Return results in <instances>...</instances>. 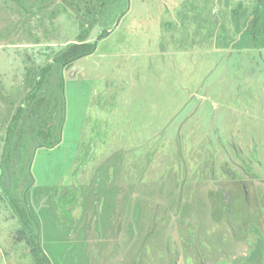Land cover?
I'll return each mask as SVG.
<instances>
[{
	"label": "rangeland",
	"instance_id": "1",
	"mask_svg": "<svg viewBox=\"0 0 264 264\" xmlns=\"http://www.w3.org/2000/svg\"><path fill=\"white\" fill-rule=\"evenodd\" d=\"M238 1L227 6L224 0H107L89 38L96 51L71 68L53 64V82L60 87L63 79L65 87V119L60 144L32 155L35 184L25 200L37 222L36 246L17 240L19 217L0 190V264H38L32 252L37 242L52 264H75L70 251L79 236L48 188L76 187L86 195L83 185L90 186L104 160L114 163L123 156L122 170L108 179L118 175L114 183L120 187L136 184L150 149L166 151L160 154L166 155L161 158L166 167L170 136L179 132L219 131L225 140L242 120L264 144V46L247 45L249 26L241 19L237 27L239 18L232 16ZM242 1L249 16L255 0ZM80 21L64 0H0V156L7 117L29 91L28 68L38 73L74 42ZM104 29L110 33L103 36ZM156 167L150 175L160 170Z\"/></svg>",
	"mask_w": 264,
	"mask_h": 264
},
{
	"label": "flooded vegetation",
	"instance_id": "2",
	"mask_svg": "<svg viewBox=\"0 0 264 264\" xmlns=\"http://www.w3.org/2000/svg\"><path fill=\"white\" fill-rule=\"evenodd\" d=\"M244 126L228 140L219 131L170 136L168 165L166 151L150 149L134 185L108 182L122 156L95 167L85 196L59 187L64 221L79 236L75 264H264V144ZM151 166L160 170L150 175Z\"/></svg>",
	"mask_w": 264,
	"mask_h": 264
},
{
	"label": "trees",
	"instance_id": "3",
	"mask_svg": "<svg viewBox=\"0 0 264 264\" xmlns=\"http://www.w3.org/2000/svg\"><path fill=\"white\" fill-rule=\"evenodd\" d=\"M224 1L227 6L231 4L229 0ZM64 2L77 16L81 17L82 29L75 41L60 50L52 61L41 66L38 73H35L37 70L28 68L26 82L29 91L23 97L16 112L10 118L7 117V136L3 155L0 156L2 198H6L19 217L21 228L18 230L17 240H26L32 246H36L34 245L36 235L33 233L32 226L35 227L34 223L37 224V222L31 217L25 200L27 192L35 184L31 171L32 155L39 148H51L60 144L62 124L65 119L66 105L63 96L65 87L63 79L59 82L60 87H57L53 82V64L57 62L64 69L71 68L73 62L81 56L96 51V43L90 41L89 38L95 22H98L97 14H102L107 7V0H64ZM255 3L252 14L247 16V7L242 0H239L236 8L233 9L232 16L239 18L237 27L241 25V19L246 26H249L244 31H249L251 38L248 44L243 39L244 43L247 45L254 43V46L262 47L264 46V0H255ZM94 16L95 18H93ZM225 30L227 32V28ZM109 33L108 29H104L102 35L105 36ZM3 96L6 98V95ZM11 103L14 104L13 101ZM79 169L80 166L75 169L73 174H78ZM62 186L48 188V191L59 199V187ZM32 252L37 253L38 264H48L39 248Z\"/></svg>",
	"mask_w": 264,
	"mask_h": 264
},
{
	"label": "water",
	"instance_id": "4",
	"mask_svg": "<svg viewBox=\"0 0 264 264\" xmlns=\"http://www.w3.org/2000/svg\"><path fill=\"white\" fill-rule=\"evenodd\" d=\"M38 248L40 249V251L42 252L43 256L46 258V260L48 261L49 264H52L50 261V258L48 257L47 253L43 251L41 245L39 242H37Z\"/></svg>",
	"mask_w": 264,
	"mask_h": 264
}]
</instances>
